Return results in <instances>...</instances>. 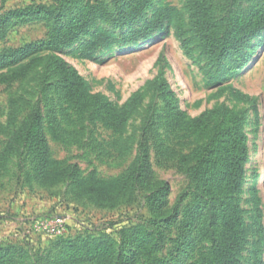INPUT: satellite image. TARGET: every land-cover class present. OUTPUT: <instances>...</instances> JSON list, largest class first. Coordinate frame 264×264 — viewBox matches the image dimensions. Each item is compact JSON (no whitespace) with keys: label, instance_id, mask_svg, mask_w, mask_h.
<instances>
[{"label":"rangeland","instance_id":"374dc122","mask_svg":"<svg viewBox=\"0 0 264 264\" xmlns=\"http://www.w3.org/2000/svg\"><path fill=\"white\" fill-rule=\"evenodd\" d=\"M130 1L0 0V55L48 38L52 24L42 8L57 11L67 23L83 7L105 4L121 10ZM254 5L242 1L236 8L248 11ZM165 9L170 11L169 20L151 38L84 54L85 44L96 32L122 40ZM179 24L190 41L192 56L177 37ZM54 55L73 66L87 83L89 94L104 97L116 113L135 93H142L143 101L123 123L101 120L93 112L81 113L64 98L50 61L39 63L22 78H12L37 54L11 68L0 66V154L24 119L38 108L49 160L56 165L52 172L71 166L83 185L93 178L98 183H114L133 167L143 142L149 150L150 182L105 201L95 189L89 196L67 177L55 183L43 181L32 151L15 147L0 172V264H58L65 253L96 248L115 258L119 254L133 257L130 264H196L210 245L208 226L206 213L197 209L200 193L190 168L181 159L205 145L209 135L170 127L161 92L151 85L160 72L187 119L218 106L247 111L244 132L249 163L239 202L247 226L242 262L254 264L259 256L264 264V32L240 56L213 64L200 55L189 33L186 1L154 0L140 21L98 23L83 39ZM164 184L169 194L159 210L150 196ZM193 212L190 231L187 223ZM150 234H163L162 248L140 243L138 250V241ZM65 264L110 263L103 258H80Z\"/></svg>","mask_w":264,"mask_h":264},{"label":"trees","instance_id":"16d2710c","mask_svg":"<svg viewBox=\"0 0 264 264\" xmlns=\"http://www.w3.org/2000/svg\"><path fill=\"white\" fill-rule=\"evenodd\" d=\"M189 21V33L197 43L200 55L210 63H221L228 58L240 56L252 40L264 32V0H185ZM256 3L248 11L236 8L239 2ZM154 0H131L123 9H110L105 4L86 6L79 10L76 16L64 23L57 11L42 8L41 12L51 20L52 29L47 39L31 43L15 51L0 55V66L11 68L23 60L37 54L12 74L13 79L26 76L43 61H50L52 68L60 78L64 98L77 107L81 113L93 112L96 118L105 120H122L125 122L143 101L140 92L133 94L117 112L115 107L101 95L89 94V87L79 72L70 64L55 56V53L66 49L81 39L98 23L109 25L132 24L140 21L153 4ZM168 9L157 12L142 29L131 33L128 37L118 40L104 32H96L84 46V54L91 55L115 43H136L147 40L163 30L169 20ZM177 37L185 52L192 56L190 41L185 38L182 26L177 27ZM49 53L47 56H41ZM7 77H2L5 82ZM151 85L161 92L166 105L167 118L170 127L184 133L196 135L207 133V143L191 154L184 156L181 163L190 168V173L200 193L198 201L199 212L207 220L208 239L210 245L200 255L196 264H244L242 252L246 244V223L240 207V195L249 163L248 138L244 132L247 121V111L235 112L225 106H218L205 111L195 119H187L180 110L175 94L169 89L160 72ZM150 117L148 116L149 122ZM26 146L32 151L37 163L39 176L45 182L55 183L62 178L74 181L83 192L92 195L97 191L100 199L116 200L129 190L146 186L150 182L149 150L142 142L137 158L128 174L114 183H98L92 179L88 185H83L77 175V170L71 166L52 172L56 165L49 160L48 142L45 137L41 113L34 109L24 119L21 129L16 131L7 148L0 154V172L7 165L13 149ZM169 187L162 185L153 191L150 199L162 210L167 203ZM193 215L187 223L191 231ZM178 211H176V216ZM173 219L167 220L170 223ZM262 233V228H260ZM165 237L150 234L138 241L146 243L153 249H161ZM103 258L110 264H130L133 257L119 254L117 258L102 248L82 252L65 253L58 264L74 262L78 259ZM254 264H263L259 256Z\"/></svg>","mask_w":264,"mask_h":264}]
</instances>
